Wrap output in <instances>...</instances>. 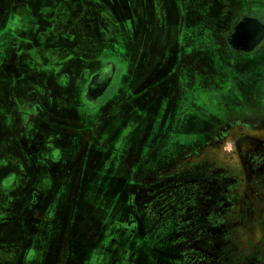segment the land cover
Returning <instances> with one entry per match:
<instances>
[{"label": "crops", "instance_id": "crops-1", "mask_svg": "<svg viewBox=\"0 0 264 264\" xmlns=\"http://www.w3.org/2000/svg\"><path fill=\"white\" fill-rule=\"evenodd\" d=\"M5 1L0 42L12 39L15 61L0 60L14 73L0 75V264H83L117 238L105 219L119 191L130 214L142 177L160 174V128L213 106V75H240L246 54L225 51V25L264 0H45L38 14Z\"/></svg>", "mask_w": 264, "mask_h": 264}, {"label": "rangeland", "instance_id": "rangeland-1", "mask_svg": "<svg viewBox=\"0 0 264 264\" xmlns=\"http://www.w3.org/2000/svg\"><path fill=\"white\" fill-rule=\"evenodd\" d=\"M43 1L27 3L34 2L38 14ZM81 1L75 10H82ZM3 20L8 30L12 20ZM11 40L0 42V60L7 65L15 61ZM69 50L76 54L75 48ZM255 64L242 61L247 75H213L214 100L225 84L227 114L233 120L225 127L218 124L226 113L215 112L217 106H199L198 117L187 116V121L196 118L192 125H185L182 113L177 128H160V143L151 141L149 156L155 160L150 164L171 174L155 170L160 174L142 177L148 183L140 182L134 191L138 209L131 219L129 197L119 191L117 207L105 219L116 220L117 238L111 248V240L104 241L107 253H102L103 242L83 264H264V75L256 74L260 66ZM160 195L165 199L158 201ZM161 204L166 210L160 213Z\"/></svg>", "mask_w": 264, "mask_h": 264}, {"label": "flooded vegetation", "instance_id": "flooded-vegetation-1", "mask_svg": "<svg viewBox=\"0 0 264 264\" xmlns=\"http://www.w3.org/2000/svg\"><path fill=\"white\" fill-rule=\"evenodd\" d=\"M255 5L256 6H255V10L253 13H251L249 10H242L244 9L242 7L239 8L240 10L238 9L239 12H237L236 18L234 19V21H231V22L229 21L225 25V29H226L225 30V51H228V50L233 51V48H237L239 50L243 49L246 54L243 60L254 61L255 63L257 62V64L255 65L260 66L259 68L260 72L256 74L262 75V72H263V75H264V6H260L261 4H259L258 2H256ZM237 39H238V42H237ZM242 61L241 60L238 61L239 68L242 67L240 65ZM246 72H247L246 70L241 69L240 75H247ZM222 77L224 76L222 75ZM212 84H213V80H212ZM221 87H223V90H222L223 93H221L218 96V100H214L213 106H217V107H213L212 109H217L215 110V112L218 111L219 113L227 114L230 111V108L227 105V103L225 102V105L223 106L219 104L220 98L221 99L224 98L225 84L224 86L222 84ZM211 88L214 89V87H211ZM230 88L231 87L228 86L226 89H230ZM232 88H233V85H232ZM196 113L198 117V111L194 113H188L187 116L193 115V117H195ZM231 120L232 119L229 118V115L227 114L225 115V118L220 119V123L218 124V126L221 125L220 128L225 127L226 124L230 123ZM186 121L184 122L185 125L187 124L191 125L192 122H197L196 118L194 119L192 118L191 120H188L187 122ZM245 125L251 126L249 124H245ZM22 163L27 165V162L25 160H22ZM157 171L160 173L163 172L160 169ZM13 173H16V172H13ZM17 180H18L17 175L11 174L6 180H4L3 185L7 188H12V186H14ZM160 196L161 197H159L158 201L165 199V196H162V195ZM132 199H133V203H132L133 211L135 212L138 208H137V205H135L134 192H133ZM165 210H166L165 205L161 204L159 206V212L160 213L165 212ZM131 213L133 212L131 211ZM106 243L102 246V249H101L102 253L103 252L107 253L109 249L111 248V244L113 242H110L109 249H107L108 246L106 245Z\"/></svg>", "mask_w": 264, "mask_h": 264}]
</instances>
